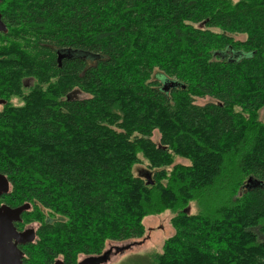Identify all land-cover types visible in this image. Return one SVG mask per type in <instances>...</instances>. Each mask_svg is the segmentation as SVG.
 Returning a JSON list of instances; mask_svg holds the SVG:
<instances>
[{"label": "trees", "instance_id": "obj_1", "mask_svg": "<svg viewBox=\"0 0 264 264\" xmlns=\"http://www.w3.org/2000/svg\"><path fill=\"white\" fill-rule=\"evenodd\" d=\"M0 15V202L30 206L24 264H75L166 209L151 264H264V0H0ZM22 76L35 85L10 104Z\"/></svg>", "mask_w": 264, "mask_h": 264}, {"label": "rangeland", "instance_id": "obj_2", "mask_svg": "<svg viewBox=\"0 0 264 264\" xmlns=\"http://www.w3.org/2000/svg\"><path fill=\"white\" fill-rule=\"evenodd\" d=\"M11 35L14 34V31L10 32ZM11 38V37H10ZM8 39L0 35V48L9 47L12 39ZM6 39V40H5ZM163 76L156 75L157 79L161 84L164 81ZM166 82V81H165ZM11 95L8 99V102L13 105H20L22 101L15 99ZM208 100L205 98H197L196 103L203 104ZM4 106L0 105V109ZM260 117L264 115V107L260 110ZM152 138L157 141L158 134L154 132ZM175 162L186 163V160L181 159L180 157L175 158ZM146 167L144 164H140L135 167V171L139 170L142 173H145ZM10 190V184H9ZM8 190V192H9ZM7 192V193H8ZM1 203V202H0ZM30 209V206L27 210ZM196 205L193 201L189 202L188 206L185 208V211L188 213H194L196 211ZM172 210L166 209L162 212L154 215H148L143 218L142 222L144 225V234L139 238H132L122 241H107L105 246L102 249V252L105 249H109L114 245L118 246H128L126 249L119 251L115 254H112L110 260L104 264H151L154 261V255L158 254L162 250V244L165 238L169 237L173 233V229L169 223V219L173 215ZM31 224V223H30ZM34 230L36 229V223L31 224ZM28 225V226H31ZM27 226V227H28ZM84 255H81L82 257Z\"/></svg>", "mask_w": 264, "mask_h": 264}, {"label": "water", "instance_id": "obj_3", "mask_svg": "<svg viewBox=\"0 0 264 264\" xmlns=\"http://www.w3.org/2000/svg\"><path fill=\"white\" fill-rule=\"evenodd\" d=\"M7 28L1 20L0 32H6ZM164 89H167L164 86ZM251 182L248 179V183ZM9 190V182L6 177L0 173V196L6 194ZM29 208L28 203L16 207H10L5 203H0V264H24L22 262L23 252L20 245L31 243L35 240V230L28 226L23 230H17L16 222L21 220V214ZM128 246L114 245L105 249L100 254L84 255L79 257L75 264H104L110 260L112 254H115ZM52 264H64L61 259H56Z\"/></svg>", "mask_w": 264, "mask_h": 264}, {"label": "flooded vegetation", "instance_id": "obj_4", "mask_svg": "<svg viewBox=\"0 0 264 264\" xmlns=\"http://www.w3.org/2000/svg\"><path fill=\"white\" fill-rule=\"evenodd\" d=\"M70 55L77 57L78 53L75 50H73V51H68V50L57 51V53H56L57 64L60 65L62 60L68 58ZM57 57H58V59H57ZM34 85H35V80L31 76H22L20 78L21 91H18L19 93L14 94L12 97H14L17 100L22 101L23 95L25 93H27L28 90L30 88H32ZM6 102H7V100L0 96V105L5 104ZM31 224H25L23 227H17V226L16 227H17V230H23L24 228H26L28 225H31Z\"/></svg>", "mask_w": 264, "mask_h": 264}]
</instances>
